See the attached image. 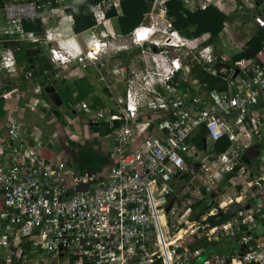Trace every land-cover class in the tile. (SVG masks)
I'll return each mask as SVG.
<instances>
[{
    "label": "built area",
    "instance_id": "1",
    "mask_svg": "<svg viewBox=\"0 0 264 264\" xmlns=\"http://www.w3.org/2000/svg\"><path fill=\"white\" fill-rule=\"evenodd\" d=\"M164 1L154 15L160 0H153L152 12L123 35L104 28L105 10L118 0H99L91 7L93 24L82 32L83 48L63 37L74 27L70 0L47 1L40 18L57 19L43 34L14 20L2 27L13 39L40 43L54 78L68 79L63 68L73 62L105 67L111 105L93 109L80 99L72 108L81 114L76 122L42 86H7L16 61L10 48L0 50V99L19 97L0 113V264H264V238L256 232L264 219V63L226 67L242 52L231 31L235 22L224 21L219 34L231 53H215L214 39L197 43L193 28L173 26ZM186 2L215 6L230 18L257 1ZM252 19L264 27L263 17ZM124 36L130 46L116 44ZM108 54L107 68L100 59ZM194 70L223 82L209 87ZM24 75L33 77V67ZM78 122L107 128L100 147L108 163L95 172L82 171L65 149L80 140ZM206 198L209 208L191 219L192 205ZM221 214L230 218L209 222ZM201 233L207 240L233 238L242 253L202 257L203 248L190 246Z\"/></svg>",
    "mask_w": 264,
    "mask_h": 264
},
{
    "label": "crops",
    "instance_id": "2",
    "mask_svg": "<svg viewBox=\"0 0 264 264\" xmlns=\"http://www.w3.org/2000/svg\"><path fill=\"white\" fill-rule=\"evenodd\" d=\"M22 1L23 2H26V3L19 4V3H15V2H17V0H6L5 3L2 6L0 5V50H2L4 48H10L13 51V54L18 49L17 43L19 41H24V39H13V38L9 37L7 34H4L2 32V30H1L2 27H4L6 24H8V22H10L11 20H14V21L18 22L21 25V20H23V19H26V18H35V19H38L40 21V30L39 31H32V32H34L36 34H41V33L43 34L44 28H48V27H52L53 28L56 25V19H57V16L56 15H50L49 17L45 18L44 20H42V18H40V16H39V13L41 11L48 10V7H47V1L48 0L44 4H41V5H36L35 2H28L26 0H22ZM74 1H76V0H70L69 4L71 2H74ZM120 1L121 0H118V4H119ZM256 1L257 2H256V5H255L254 9L247 10L246 11V12H249L250 16L248 17V16H245L243 14L241 17H238V18H240V19L237 20L238 23L236 22L238 25H242V28L246 26V28L248 29L247 30L248 36L246 38H244L243 41H239V43L242 46V51L247 47V42L252 37H257L258 36V32H259L260 29H262V28L264 29V27L259 28L254 23V21L252 19V15L253 14H258L261 17L264 18V0H256ZM145 2L147 4V8L142 13V15L140 16V19L138 20V22L136 23V25H134L131 28V30L134 27H136L138 24H140L141 22H143L144 19H145V17H146V15L149 12H152V10H153V6H152L153 0H145ZM165 2H166V0L163 2L164 7L166 9V16L173 23L174 22V18L171 17L168 14L167 7H166V3ZM69 4H68V7H69ZM118 4H116V5H110L109 7L106 8V10H105L106 20L104 22V28L109 33L127 35L131 30L128 31L127 33L122 32L119 29L117 17H108L107 16V12L111 8H117L118 7ZM37 6H39V7H37ZM68 7H67V9H68ZM91 7H90V12H91ZM181 7H182V9L188 10L190 12H193V11H196V10H205L206 9V8L205 9L198 8L196 5H192L191 3H187L186 0H181ZM208 7H214L218 11H220L221 13H223L219 8H217L215 6L210 5ZM67 9H66V12L69 13V14H71L70 12L67 11ZM91 17H92V14H91ZM227 20L233 21L234 19H232L231 17L230 18L227 17V19L225 21H227ZM195 27H196L195 24H188V25H186L185 27H182V28H176V27L175 28L176 29L193 28L194 29L193 36L196 37V42H197V37L198 36L196 34V28ZM222 27H223V24H222ZM21 28H22V25H21ZM87 28H85L82 31H80L78 35L75 34V32L73 31L72 33H68V34H65L63 36H64V38H66L67 40H69L70 43H73V45H76V46H78L80 48H83V47L86 46V41L84 39V36L82 35V32H84ZM220 33H221V30L219 31V33L217 34V36ZM65 36H67V37H65ZM216 37H214L213 39H215ZM27 41H29V40H27ZM33 43H37V42H33ZM200 43H202V41ZM210 43H211V46H212L213 45L212 44V41ZM12 44L14 46H11ZM262 44H263L262 49H260L254 57L242 58V59H239V60L254 59L255 62H257V63H258V61L260 62V59H262V58L264 59V40H263ZM40 49H41L40 46H36V47H34V48H32V49H30L28 51V54H36V55L34 57H32V60L29 59L27 63H29L30 66L33 67V69L35 71V70H37L39 68L38 58L39 57H44L45 60L49 64V68L46 69V70H44V73H45V71H47V73H45V74H47V79L49 81H52L53 82V80H51V79L52 78L53 79H56V78H54L53 75H52V71H51L52 70V66H51V63L49 62V60H48L45 52L42 53V54L39 53L40 52ZM32 50H38V51L37 52H33V53H29ZM131 54L133 55L134 53H130V55ZM220 54H225V52H220ZM230 59H231V57H230ZM230 59L227 60V62L224 63V64H229V66H234L237 63V61H239V60H237V61H235V62L232 63L230 61ZM261 63H264V60ZM30 66H26V68L27 67H30ZM80 68L87 69L88 67H81L76 62H73V63L65 66L63 68L64 69L63 71L65 73H69L70 74V77L68 79H63V78L61 79V78H59V81H62V82L70 81L71 78H74L75 77V74H77L79 76V73L81 72ZM17 73L18 72H17V68H16V72L14 74H12L10 77L8 76V85L7 86H19V82L15 78H13V77H15L17 75ZM34 74H35V72H34ZM94 74L96 76H95V78L90 79L89 84L96 86V81H99L102 84V86H105L103 88H106L108 82H106L101 76H99L101 73H99V74L98 73H94ZM34 76H36V74ZM24 78L25 79H30L32 77L26 78L25 75H24ZM48 84L54 86L51 83H48ZM63 84L61 86H63ZM104 94L106 96H108L107 91L104 92ZM74 96L76 97L77 94L75 93ZM81 126H82V128L84 130V133H83L84 135L82 136V138L80 140H78V141H76V140L73 141V142L70 141L72 143L66 145L65 146V149L68 152H70L72 154L73 158L81 165L82 171L95 172L101 166H103L104 164L108 163V159L105 156V154L102 152V149L100 147V138L102 137L103 134H105L107 132V128H105L104 126H101V125L100 126L87 127V126H84L82 124ZM96 146H97V148H96ZM96 156L97 157L99 156L100 158L103 159L102 164L101 165H98L99 168H98V166L96 167ZM209 203H210V201H209ZM256 232H257V235L259 234L260 236H262V238H264V232H262L261 223L259 224V227H257ZM222 237H224V236H222ZM228 238H230V237H228ZM200 239H204L203 242H205V244L202 243V245L200 246L201 248H203V252H202V255L203 256L202 257H204V256H206L208 254H212V253H223V252H220V251L219 252H211L210 248L213 246V244H215V242L218 241V239H215V238H212L213 239V241H212V240H207L206 238L203 237V238H199V239H194L191 243L192 244L193 243H196ZM220 239H221V237H220ZM230 239L234 240L235 244L239 245L235 239H233V238H230ZM206 242H210L211 244L210 243L207 244ZM196 247H198V246H196ZM239 248H240V245H239ZM239 248H233L230 251V253L233 252L234 250H239Z\"/></svg>",
    "mask_w": 264,
    "mask_h": 264
},
{
    "label": "trees",
    "instance_id": "3",
    "mask_svg": "<svg viewBox=\"0 0 264 264\" xmlns=\"http://www.w3.org/2000/svg\"><path fill=\"white\" fill-rule=\"evenodd\" d=\"M6 0H0V5L2 6ZM28 2H35L36 5L44 4L47 0H26ZM99 0H76L69 4L67 9L74 17V27L73 31L75 34H79L83 29L91 26L93 24V20L91 17L90 7L97 3ZM166 7L168 14L174 18L173 25L176 28L185 27L188 24H195L196 34H197V42L205 40L208 37L212 39L217 36L219 31L222 28L223 22L227 19V17L218 11L214 7H208L205 10H196L190 12L188 10H184L181 7V0H166ZM147 4L145 0H121L118 4L117 8H111L107 12L108 17H117L119 29L127 33L131 30V28L136 25L142 13L146 10ZM22 28L25 31H39L40 30V21L35 18H26L21 20ZM264 40V29H260L257 37H252L247 42V47L240 53L235 54L231 57L230 61L233 63L242 58H250L254 57L257 52L262 49ZM32 57L28 58V60ZM263 58L260 59V63L263 62ZM259 62V61H258ZM39 68L35 70V74L41 77V82L44 84L51 83L54 85L52 81L47 79V74L44 73V70L49 68L48 62L44 57L38 58ZM27 66H30L28 63ZM195 75L201 78L202 80H206L209 87H214L217 84H221L223 81L219 76H212L205 71L197 72L195 71ZM64 82L58 81V85H62ZM64 85V84H63ZM55 86V85H54ZM103 91L106 92L107 89L103 88ZM227 141L225 139L219 140L215 143V147L217 150H222ZM209 208V199H202L196 201L192 205V211L190 214L191 219H195L198 217L200 211L203 209ZM230 218V215L221 214L217 219L214 217H209V222L211 224L216 222H225ZM204 239L198 240L196 243H191V248L196 246L200 247ZM207 244L210 242H206ZM211 244V243H210ZM203 256V255H201Z\"/></svg>",
    "mask_w": 264,
    "mask_h": 264
},
{
    "label": "rangeland",
    "instance_id": "4",
    "mask_svg": "<svg viewBox=\"0 0 264 264\" xmlns=\"http://www.w3.org/2000/svg\"><path fill=\"white\" fill-rule=\"evenodd\" d=\"M163 0H160L159 4L157 5V8L154 10V15H157V13L159 12V8L162 6L161 2ZM15 3H19V4H23L26 2H23L22 0H17V2ZM246 11V10H245ZM242 13L239 11H233L231 12V18L234 19L232 22H237L238 17H241ZM245 16H250L249 12H246ZM148 21L145 20V23H147ZM233 23L231 25V31L233 32L234 38L237 42L239 41H243L244 38H246L248 36L247 33V28L246 26L242 28V25H238L237 23L235 24ZM245 30V31H244ZM64 37V36H63ZM67 37V36H65ZM116 44L118 45H127L130 46L131 44V38L129 36H124L122 38L121 41L116 40ZM18 45V49L14 52V57L16 60V68H17V75L13 78H15L18 82H19V88L20 90H23L27 87H32V86H42L44 88V86H46V84L41 82V77H39L38 75L33 76L30 79H25L24 78V73H25V69L27 66V62H28V58L30 57H34L36 54H28V51L36 46H40V52L39 53H44V49L42 48V46L40 45V43H33L31 41H19L17 43ZM11 46H14L13 44ZM213 47V51L215 53H220V52H225V54L231 53V49H230V43L226 42L222 36H217L214 39V43L212 45ZM132 49V48H131ZM132 51L134 53H136L137 48H133ZM229 51V52H228ZM130 55V54H129ZM123 58V59H122ZM119 58L120 60H125L124 57ZM230 59V58H229ZM227 59V60H229ZM112 61L111 59V55H106L104 58L101 57L100 62H103L104 65L110 63ZM107 68L110 67V65H106ZM81 70V74L79 73V76L77 74H75L74 78H71L70 81H66L64 82V85H58L57 82L59 81V77L56 79H51L53 80L54 83V87L56 92L59 94L60 98H61V105L60 107L64 109V112L67 113V115L69 117H72L74 121L77 122L76 117H79L81 114L80 113H72V108L76 105V103L80 100L83 99L85 100L89 106L93 109H98L100 107H107L108 105H111V101L109 100L108 96H106L104 94L103 91V87L102 84L99 81H96V86L94 85H90L89 81L90 79L95 78V74L94 73H101L99 76H101L106 82H110L111 77L109 76V74H107V69L103 66H101L99 63H96V65H90L87 69H83L80 68ZM57 71H60V74H62V70L58 69ZM5 73H1L0 74V78H3L5 75ZM52 77V76H51ZM50 77V78H51ZM112 89L114 91V93H121V86H112ZM76 93L77 96L75 97L74 94ZM13 100H19V97H14V98H6V99H0V113L5 112V110H3L4 106L7 105L9 103V105L13 104ZM40 121L39 119L35 122ZM79 123V122H78ZM51 125V124H50ZM46 126H49L48 123H46ZM52 126V125H51ZM49 129H51V127H48ZM74 132H76L79 136L80 139L82 138V136L84 135V130L82 128V126L80 125V123L78 125H75V130ZM208 143L210 144V142L208 141ZM97 148V146H96ZM97 151V150H96ZM103 162V159L100 158L99 156H96V167L98 165H101ZM99 168V166H98ZM184 202V198H180L178 200V206L181 207L183 205ZM198 218V217H197ZM206 231V230H204ZM203 231V232H204ZM205 233V232H204ZM201 233V238L206 237L205 234ZM211 240L213 241L212 237L213 235H210ZM233 248H239V245L235 244L234 240L228 238V237H221V239L219 238L217 242H215V244H213V246L210 248L211 252H223L224 254H228L230 253V251ZM206 250V249H205Z\"/></svg>",
    "mask_w": 264,
    "mask_h": 264
},
{
    "label": "water",
    "instance_id": "5",
    "mask_svg": "<svg viewBox=\"0 0 264 264\" xmlns=\"http://www.w3.org/2000/svg\"><path fill=\"white\" fill-rule=\"evenodd\" d=\"M38 50H32L31 52L29 53H33V52H37ZM226 67H229V64H224ZM44 90L47 94V98L48 100L56 105V106H59L61 105V98L59 96V94L56 92L54 86L50 85V84H47L45 87H44ZM261 226H262V232H264V219L261 221ZM239 253H242V248L240 247L239 248ZM247 264H257L255 262H250V263H247Z\"/></svg>",
    "mask_w": 264,
    "mask_h": 264
},
{
    "label": "bare ground",
    "instance_id": "6",
    "mask_svg": "<svg viewBox=\"0 0 264 264\" xmlns=\"http://www.w3.org/2000/svg\"><path fill=\"white\" fill-rule=\"evenodd\" d=\"M96 49L97 52H102V49H100V47H94ZM187 226H185L184 228H182V230H180V232L177 234V236H182L184 234V232L186 231Z\"/></svg>",
    "mask_w": 264,
    "mask_h": 264
}]
</instances>
